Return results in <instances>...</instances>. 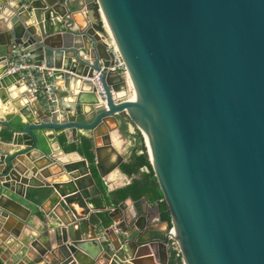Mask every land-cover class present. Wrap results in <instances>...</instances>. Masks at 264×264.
Segmentation results:
<instances>
[{
  "label": "water",
  "instance_id": "95a60500",
  "mask_svg": "<svg viewBox=\"0 0 264 264\" xmlns=\"http://www.w3.org/2000/svg\"><path fill=\"white\" fill-rule=\"evenodd\" d=\"M9 1L16 4L0 45L2 102L22 88L9 71L20 45L59 99L27 92L25 126L13 138L25 147L0 155V218L17 215L13 205L31 211L45 204L71 217L59 218L55 246L26 236L0 264H148L159 248L175 247L171 225L184 264H264V0H82L76 9L71 0ZM80 11L84 24L72 29ZM109 35L127 74L113 69ZM130 82L136 100L128 97ZM121 113L147 142L163 194L153 211L170 213L164 235L148 229L145 213L89 192L85 157L61 163L43 155V166L16 165L39 149L40 129L68 131L74 140L90 131L110 144L108 126Z\"/></svg>",
  "mask_w": 264,
  "mask_h": 264
},
{
  "label": "crops",
  "instance_id": "0c3cea01",
  "mask_svg": "<svg viewBox=\"0 0 264 264\" xmlns=\"http://www.w3.org/2000/svg\"><path fill=\"white\" fill-rule=\"evenodd\" d=\"M81 1L82 0H71V3H73L72 8H78L79 2L81 3ZM7 4L8 6L5 8L0 7V45L7 43L8 31L13 27L12 17L15 13L14 4L16 3L8 0ZM84 16V11H80L77 16H74V26L72 29H77L79 24H84ZM68 26H71V24ZM75 40L78 41V39ZM18 82L22 85V88H15V99L10 98L8 101L2 102V99L0 98V119L4 122L3 127L0 126V155L3 157L14 155L21 148L25 147L24 145H15L13 143V138L16 134L15 130L21 129L18 125L25 126V118L23 115H25L24 112H26V110L24 108H29L27 103L29 95L27 92H30L31 94H33V92L22 79ZM84 87L86 89L91 88L88 83L85 84ZM83 109H87L86 104L83 105ZM55 118L60 119L61 116L57 115ZM108 128H110L109 132L111 134L110 144H106L103 137L98 136L97 142H95L92 136L93 134L90 131L79 130L77 140H74L72 134L68 131L56 129L37 130L39 136V149L33 150L31 157L27 156V154H23L22 157L24 159L19 160L17 159L19 158L18 156L15 159L16 165H20V168H23V165H28L30 162L34 166L35 162L38 161V164L43 166L48 163V161L43 160V155L50 156L51 159L61 163L70 161L76 162L85 157L88 165L91 164L92 166L90 174L86 173V175L82 177V183L89 192L94 194L99 191V193L104 195L105 200L110 206L115 207L120 203H125L127 209L131 211L138 210L145 213L150 227H148V229L155 232V234L157 233V236L166 234L167 225L165 221L167 219L163 217V214L166 211H163L161 215H159L157 211H153V207L156 206L157 200L161 198L154 199L149 195H140L137 197L129 195L117 202L113 195L115 190L131 184L134 179H140L142 172H146L148 169L143 167L142 172L134 174L127 173L121 167L122 164L130 162L133 148L137 145V133L140 131L130 118L126 114L121 113L119 115L118 123L113 121ZM63 136L66 139L65 144L61 141V137ZM83 137L88 138L91 142L93 161H90L86 155L77 150L68 151L65 149L66 144H80ZM96 146L99 147V150L97 151ZM147 153L150 159L148 148ZM50 165L51 164H48L47 167ZM40 166H38V172L41 171ZM72 173H77V171H73ZM67 174L69 175V173ZM92 178L96 183L94 186ZM61 198H63V196ZM29 207L32 208L31 211L25 207L13 205L12 211L17 215L10 214V216L0 218V259H3L7 251L16 248L18 243H21L22 239L26 236L29 237L30 235H40V238L43 241L52 242L53 246H55V226L60 224L59 218L68 221L71 217L69 213L70 211L66 212L61 208L57 209L56 212H52V210L47 211L48 204H45L43 209L33 208L31 205ZM75 207L77 211L81 212V208L77 204H75ZM22 216L25 217L26 221L21 219ZM75 229H77V227ZM17 234L19 235L16 236ZM30 243L31 242H29V244ZM27 256L29 257L31 255L27 253ZM87 258L91 259V257ZM4 261L5 260H3V262ZM148 264H173L171 247L168 248L166 245L164 248H159L156 258L153 257Z\"/></svg>",
  "mask_w": 264,
  "mask_h": 264
},
{
  "label": "trees",
  "instance_id": "16d2710c",
  "mask_svg": "<svg viewBox=\"0 0 264 264\" xmlns=\"http://www.w3.org/2000/svg\"><path fill=\"white\" fill-rule=\"evenodd\" d=\"M22 128L23 125H18ZM61 141L65 144V137H61ZM68 151L77 150L80 153L86 155V157L93 161V151L91 149V142L88 138L83 137L80 144H66ZM122 169L127 173H139L142 172L143 167H146L148 171L142 172L140 179H134L133 182L123 188L117 189L113 192L117 202L126 198L127 196L137 197L140 195H149L154 199H159L163 197L162 191L160 189L157 178L154 174L152 164L150 162L147 147L144 142L143 135L140 131L137 133V145L133 148V154L130 162L122 164ZM163 217L170 220V213L166 211ZM172 261L173 264H182L181 252L175 248L171 247Z\"/></svg>",
  "mask_w": 264,
  "mask_h": 264
},
{
  "label": "built area",
  "instance_id": "2783aa9c",
  "mask_svg": "<svg viewBox=\"0 0 264 264\" xmlns=\"http://www.w3.org/2000/svg\"><path fill=\"white\" fill-rule=\"evenodd\" d=\"M106 41L108 43L109 49L115 55L113 69H116L119 72L127 74L126 63L114 39L109 35ZM9 66H10L9 71L18 73L20 75V78L26 83L29 89L40 98L51 99L53 101H57L59 99L57 87L55 86L54 83L48 82L45 79V76L38 69V66L35 63L34 59L32 58L31 53L27 49V47L20 45L13 50L9 62ZM95 76L96 79L93 81L97 86L99 96L102 101L106 102V93L100 80V74H97ZM143 138H144V142L147 143L145 137ZM167 238L168 241L173 243L175 248H177L180 251L178 246V241L176 239V230L175 227H173L172 225L168 229Z\"/></svg>",
  "mask_w": 264,
  "mask_h": 264
},
{
  "label": "bare ground",
  "instance_id": "6f19581e",
  "mask_svg": "<svg viewBox=\"0 0 264 264\" xmlns=\"http://www.w3.org/2000/svg\"><path fill=\"white\" fill-rule=\"evenodd\" d=\"M130 88L132 90V94L128 95L129 98H131L132 100H136L137 96H135V93L133 92V85L132 83L130 82ZM125 93L123 92L122 95H124ZM128 94V93H127Z\"/></svg>",
  "mask_w": 264,
  "mask_h": 264
},
{
  "label": "rangeland",
  "instance_id": "374dc122",
  "mask_svg": "<svg viewBox=\"0 0 264 264\" xmlns=\"http://www.w3.org/2000/svg\"><path fill=\"white\" fill-rule=\"evenodd\" d=\"M130 94H132V90H131V88L129 87V95H130Z\"/></svg>",
  "mask_w": 264,
  "mask_h": 264
}]
</instances>
